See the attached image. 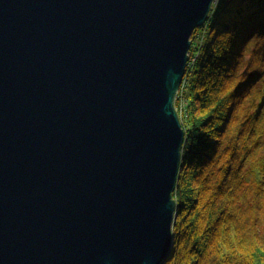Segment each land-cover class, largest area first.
Returning a JSON list of instances; mask_svg holds the SVG:
<instances>
[{
	"label": "water",
	"instance_id": "95a60500",
	"mask_svg": "<svg viewBox=\"0 0 264 264\" xmlns=\"http://www.w3.org/2000/svg\"><path fill=\"white\" fill-rule=\"evenodd\" d=\"M218 1L0 0V264H165Z\"/></svg>",
	"mask_w": 264,
	"mask_h": 264
},
{
	"label": "trees",
	"instance_id": "16d2710c",
	"mask_svg": "<svg viewBox=\"0 0 264 264\" xmlns=\"http://www.w3.org/2000/svg\"><path fill=\"white\" fill-rule=\"evenodd\" d=\"M204 30L176 100L188 121L165 264H264V0H219L192 41Z\"/></svg>",
	"mask_w": 264,
	"mask_h": 264
},
{
	"label": "rangeland",
	"instance_id": "374dc122",
	"mask_svg": "<svg viewBox=\"0 0 264 264\" xmlns=\"http://www.w3.org/2000/svg\"><path fill=\"white\" fill-rule=\"evenodd\" d=\"M219 2V1H218ZM205 30H207V28H205ZM203 31V32H198V34L195 36V41H192V44H193V42H195L196 43V47H198L199 46V44H202V41H204V35L206 34V31ZM194 40V39H193ZM201 46V45H200ZM199 46V49L201 48ZM199 51V50H198ZM198 55H199V52H195L194 53V59L192 60L193 62H192V68L194 67V65H195V63H196V60H197V58H198ZM197 57V58H196ZM183 86V85H182ZM185 106H186V101H184V99H183V97H182V102H181V104L179 105V112H180V114H182V115H180V117H182L183 119H184V121H185V123H187L186 122V120L188 121V116H187V114H186V111H185ZM262 199V198H261ZM263 201H264V199H262ZM176 201V200H175ZM246 242H244V243H246V246H245V248L246 249H248L249 250V248H251V247H254L255 246V240L254 239H252V237H247L246 238ZM237 242L238 243H241L240 242V240H239V238H238V240H237ZM233 249H235V246H233ZM239 251H243L242 249H240ZM244 253H247V252H244L243 251V254ZM241 257H239V259H240Z\"/></svg>",
	"mask_w": 264,
	"mask_h": 264
},
{
	"label": "bare ground",
	"instance_id": "6f19581e",
	"mask_svg": "<svg viewBox=\"0 0 264 264\" xmlns=\"http://www.w3.org/2000/svg\"><path fill=\"white\" fill-rule=\"evenodd\" d=\"M186 78V77H185ZM184 81H185V79H184Z\"/></svg>",
	"mask_w": 264,
	"mask_h": 264
}]
</instances>
